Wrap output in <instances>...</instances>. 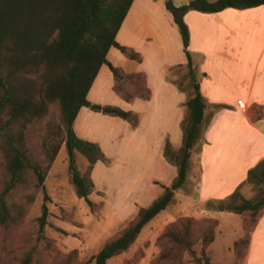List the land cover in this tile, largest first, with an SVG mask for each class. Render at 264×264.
<instances>
[{"label": "rangeland", "instance_id": "1", "mask_svg": "<svg viewBox=\"0 0 264 264\" xmlns=\"http://www.w3.org/2000/svg\"><path fill=\"white\" fill-rule=\"evenodd\" d=\"M167 16L170 17L171 14L164 5L163 11H158L160 29L165 32L169 26H173L175 34L180 39L179 30L172 16L170 21ZM183 20L187 25L188 19ZM251 22L252 20H248V27L238 34L236 40L227 38L228 44L238 43L243 46V51L239 53L240 72L235 74L226 69L230 76L238 79L234 85H230V89L235 90L234 94L237 89L243 91L244 85L254 82V75H258L264 64V58L259 65L256 63L258 57L260 58L257 49L264 43V33L254 31ZM169 51L172 52L166 61L183 63V67L165 70V80L175 81L192 93L188 84L187 59L182 46L176 47L172 44L168 49L158 53L145 51V68L150 71L154 61L160 62L165 59ZM200 58L201 60L194 58L195 64L200 66L207 61V68L211 70L208 60L201 56ZM108 59L113 63L122 62V53L111 48ZM128 62L133 64L131 61ZM193 71L197 82H203V88L211 92L213 88L211 81L203 80L204 76L200 70L193 68ZM112 78L111 71L103 67L90 89L87 100L93 104L115 106L131 112L136 118V124L88 107L84 110L90 113L89 119L85 117L84 110L78 116L77 137L94 144L98 152L104 156L103 160L96 159L91 163L84 154L77 151L73 154L79 174L86 183L92 185L87 198L93 206L90 207L84 198L76 195L68 172V154L62 144L46 175L43 190L34 186L35 177L30 176L29 184L20 185L10 193L8 201L24 205L26 214L18 225L0 230V264H18L28 250L33 251L31 264H81L85 261H88L87 264H94L90 258L102 245L116 237L140 207L148 206L162 194L161 185H170L175 178L176 164L174 160L171 161L165 156V152L169 148L177 151L182 145V122L187 114L186 107L184 112L180 110L179 114L177 112L174 114L175 109L170 106L173 100L165 105L163 111H160L157 99L153 101L155 103H148L143 98L127 102L111 89ZM133 83L134 78L121 81L122 88L128 91L131 90ZM256 107L258 106L248 107L249 117L252 108ZM49 120L56 122L60 120L57 104H50L47 115L28 127L25 139L33 154H38V144L44 134L45 123ZM218 120V124H222L224 115ZM216 131L220 133L219 128ZM202 135L203 127L202 129L200 127L193 146L194 153L198 151ZM229 150L233 151L237 159L243 153L240 149ZM193 156L195 158L196 154ZM236 157L221 163L220 175L213 179L211 191L218 190L225 184L239 163ZM40 161L43 162L42 158ZM198 172V163L190 157L187 179L174 192L172 202L141 229L134 243L126 251L110 258L107 264H195L187 252L172 249L170 243L161 237L166 229L179 227L187 218L191 220L192 237L195 241L193 247L196 252L200 249L197 237L211 221L217 220L214 241L206 249L212 264H264V240L252 245L247 254L244 250L242 257L234 255L232 243L240 234V228L242 233L245 232L243 225L248 215L226 211H218L213 215L215 211L206 210L205 202L200 204V201L209 189L204 186L202 189L197 188L201 182V179L197 180ZM4 175L5 167L0 155V189ZM259 187L258 184L247 182L245 179L228 192H225L226 187H223L225 190L223 195L214 199L228 197L235 191L245 198H253L258 194ZM44 194L48 199H44ZM43 203L46 205L48 215L43 233L40 235L38 218Z\"/></svg>", "mask_w": 264, "mask_h": 264}, {"label": "trees", "instance_id": "2", "mask_svg": "<svg viewBox=\"0 0 264 264\" xmlns=\"http://www.w3.org/2000/svg\"><path fill=\"white\" fill-rule=\"evenodd\" d=\"M133 0H0V155L4 162L5 175L0 189V230L22 222L26 207L8 201L10 193L23 184L31 182L44 189V181L60 146L64 144L68 154L70 182L77 196L87 198L92 185L85 182L75 164L74 151L84 154L91 163L104 159L94 144L78 138L73 122L82 107L120 117L132 124L136 118L131 112L110 105L93 104L87 93L102 65H107L113 78V90L125 101L138 97L148 100L150 90L144 85L140 72L121 73L107 60L110 48H116L127 58L140 61L137 52L121 46L116 41L117 32ZM167 11L176 24L187 59L188 84L192 94L186 100L187 114L182 122V145L177 150H166L165 156L175 162L177 173L170 185H161L162 194L148 206L140 207L135 216L118 233L106 241L90 259L94 264L107 261L126 251L134 243L141 229L162 212L173 200L174 192L187 179V170L195 139L203 121L205 103L199 92V83L192 68L189 46V29L183 16L189 10L216 13L226 8L247 9L264 5V0H190L175 6L164 0ZM204 75V74H203ZM134 78L128 91L121 81ZM180 90L184 86L176 83ZM57 104L60 120H49L38 144V154H33L26 142L29 125L44 118L48 106ZM215 109L228 108L215 105ZM252 121L264 118V106L252 108ZM42 158L43 162L40 161ZM173 158V159H172ZM246 181L260 187L253 198H245L238 191L220 199L205 201L209 211H226L246 214L245 232L232 243V251L238 258L246 253L250 233L264 208V161L247 173ZM44 199L48 196L44 194ZM48 211L43 203L38 218L39 234L43 233ZM217 220L211 221L195 241L189 218L179 227H169L161 237L172 249L185 251L195 264H212L207 247L214 241ZM249 227V228H248ZM33 251L28 250L18 264H31ZM85 261L81 264H87Z\"/></svg>", "mask_w": 264, "mask_h": 264}, {"label": "crops", "instance_id": "3", "mask_svg": "<svg viewBox=\"0 0 264 264\" xmlns=\"http://www.w3.org/2000/svg\"><path fill=\"white\" fill-rule=\"evenodd\" d=\"M171 1L175 6H181L187 4L190 0ZM163 7L164 0H133L117 32L116 41L121 46L137 52L140 61L130 60L122 53L123 61L113 63L108 59L111 48L107 53V60L118 68L121 73H142L144 85L150 90L148 103H155L153 101L157 99L156 103L161 108L160 111H163L165 105L173 100L170 106L175 109L174 114L176 112L179 114L180 110L185 111V102L192 93L188 92V89L180 90L175 81H166L165 70L183 67V63L166 61L172 52L169 51L165 55V59L160 62L154 61L150 71L144 66L145 51L151 50L158 53L168 49L172 44H175L176 47L182 46L181 38L179 39L175 34L173 26H169V29L165 32L160 29L158 11H163ZM183 18L188 19L186 21L190 36L188 50L192 68L200 70L204 74L203 80L209 79L213 85L211 92H209L203 88V82H199V92L204 103H206L201 123L203 138L201 144L197 147V153H194L195 148H193L191 154V159L193 158L198 163L197 180L201 179L197 188L202 189V186H204L209 189L201 197L200 204H203L209 199L223 195L225 191L223 187H226L225 192H228L240 185L246 179L248 170L255 164L264 161V118L252 121L248 112V107L251 105H264V64L258 75H254V82L244 85L243 91L237 89L235 94V90L230 89V85H234L238 79L227 73V70L235 74L240 72L239 53L243 51L242 45H238V43L228 44L227 38L230 37L236 40L238 34H241L248 27V20H252L251 27L254 31L264 33V5L247 9L226 8L216 13L189 10ZM167 19L170 21L171 16H167ZM257 51L260 53V58L258 57L256 61L259 65L264 58V43L260 44ZM200 56L208 60L211 70L207 68V61H204L200 66L195 64L194 58L197 57V60H201ZM103 67L108 68L107 65L100 67L90 89ZM112 79L110 87L113 90L114 78ZM135 99L141 98L135 96L127 102H132ZM215 105H225L228 108L217 110L213 108ZM84 109H87V107L80 108L73 122V130L76 136L78 135L76 131L78 116ZM84 111L85 117L89 119L90 113L88 110ZM221 115H224V122L218 124ZM217 128H219L220 133H217ZM226 131L227 133H225ZM230 148H235V151L238 149L243 150L241 157L237 159L233 151L229 150ZM194 154H196L195 158ZM232 157H236V160L239 161L238 165L222 187L211 191L210 187L213 184V179L220 175L221 163ZM245 165L247 166L245 167ZM217 212H213V215ZM240 230V234L236 239L242 235V229L240 228ZM263 240L264 208L250 233L246 254L250 251L252 245L261 243Z\"/></svg>", "mask_w": 264, "mask_h": 264}]
</instances>
